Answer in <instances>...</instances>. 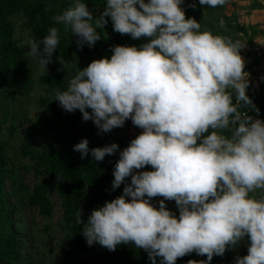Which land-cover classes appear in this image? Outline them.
Wrapping results in <instances>:
<instances>
[{"label":"clouds","instance_id":"9594fccd","mask_svg":"<svg viewBox=\"0 0 264 264\" xmlns=\"http://www.w3.org/2000/svg\"><path fill=\"white\" fill-rule=\"evenodd\" d=\"M227 0H199L216 8ZM184 0H106L99 17L81 0L53 17L70 28L76 46L91 49L110 17L113 30L132 39L149 38L140 47L114 46L110 58L92 61L57 90L53 101L67 113L76 110L99 133L124 126L143 131L119 151L111 190L120 196L92 210L87 222L79 210L76 223L91 246L114 251L134 243L151 264H176L195 252L210 264L246 237L247 255L235 264H264V120L246 94L249 73L241 41L200 31L185 16ZM195 8L196 5H189ZM94 21V23H93ZM58 29L29 39L26 54L45 69L58 49ZM86 109H91V112ZM241 109L246 111L242 112ZM116 143L89 148L85 138L73 146L93 161L117 153ZM150 165L152 171L136 172ZM130 177V183L126 178ZM163 197L157 208L153 197ZM165 200L175 201L176 213Z\"/></svg>","mask_w":264,"mask_h":264},{"label":"trees","instance_id":"16d2710c","mask_svg":"<svg viewBox=\"0 0 264 264\" xmlns=\"http://www.w3.org/2000/svg\"><path fill=\"white\" fill-rule=\"evenodd\" d=\"M229 1L210 8L200 5L199 0H184L181 7L186 19L200 23L201 32L228 37L219 16ZM81 2L97 18L106 0ZM73 4L74 0H0V264H151L148 253L132 242L121 243L114 251L99 243L89 246L80 233L82 225L76 223L80 209L86 223L92 210L122 194L124 184L111 190L114 165L120 148H126L141 131L129 133V119L124 124L125 135L118 128L99 133L91 120H82L79 110L67 113L53 101L55 92L66 90L78 69L83 70L94 60L110 58L114 46L140 47L149 38L119 34L113 30L111 18L105 17L107 23L98 29L101 40L91 49L86 45L78 49L70 28L53 20ZM192 4L196 7L189 6ZM261 4L258 2V7H263ZM223 19L232 27L233 18ZM52 27L58 29L60 43L45 71L26 54L30 50L27 44L29 39H42ZM235 28L242 33L247 29L238 22ZM247 42L253 47L251 40ZM246 57L249 65L244 70L257 87L248 96L260 110L259 115L255 111H248V115L264 120V56L250 51ZM85 138L90 149L112 143L119 149L103 161H93L90 152L81 159L73 146ZM152 170L148 165L134 171ZM25 172H33L36 177L31 188L23 181ZM130 180L126 178L128 183ZM250 195L260 198L264 190L257 189ZM161 200L164 198L157 196L151 202L158 208ZM164 202L178 216L175 201ZM56 238L59 242L54 243ZM249 243L246 237L235 248H227L223 256H213L210 264H233L231 256L238 250L240 257L247 255ZM156 259L159 264L162 258ZM206 259V255L192 252L178 258L176 264Z\"/></svg>","mask_w":264,"mask_h":264},{"label":"rangeland","instance_id":"374dc122","mask_svg":"<svg viewBox=\"0 0 264 264\" xmlns=\"http://www.w3.org/2000/svg\"><path fill=\"white\" fill-rule=\"evenodd\" d=\"M260 2L263 3V7H258L257 3ZM255 3V8L258 10H251L250 13L257 11L255 20L253 19L252 23L258 22L261 27L258 29L256 28H251L247 26V23H250L252 21V17H250L252 14H250L248 11L250 10V6ZM262 6V4H261ZM248 12V13H247ZM255 13V12H254ZM235 14V15H234ZM231 17L233 18L232 22V27L229 22L225 21L223 17ZM254 16V15H253ZM220 18V25L224 29V34L225 36H228L231 38L233 41L236 39L242 40L243 44H245V47L241 49L240 54L245 60V67H247L249 64L248 59H247V53L250 51H254L255 54H264V0H230L226 6V8L223 10L222 15L219 16ZM239 23L240 25L247 27L246 31L244 33L242 32H237V29L235 28L236 23ZM259 25V26H260ZM253 27V26H252ZM229 34V35H228ZM254 43L253 47L248 45L247 41H250ZM263 64V63H262ZM264 67V66H263ZM262 72L264 74V69H262ZM126 126L124 125L121 128H118V132L120 134L125 135L126 134ZM129 133H134V129H138L139 131H143L142 129L136 127L133 125L131 121V126L128 128ZM120 150H123V148H120ZM140 170V169H139ZM138 171V170H137ZM24 172V171H23ZM33 173V172H32ZM31 172H25L22 173L23 181L27 187H33L36 183V177L32 174ZM34 217H38L37 214L34 213ZM30 217H27V220ZM37 225H41L40 221L37 220L36 222ZM59 242V239L56 238L54 243ZM41 251V249H39ZM236 257H240V250L235 252L230 259V262L235 264V259ZM38 258H42V256H38Z\"/></svg>","mask_w":264,"mask_h":264},{"label":"crops","instance_id":"0c3cea01","mask_svg":"<svg viewBox=\"0 0 264 264\" xmlns=\"http://www.w3.org/2000/svg\"><path fill=\"white\" fill-rule=\"evenodd\" d=\"M256 6H255V3H253L249 8H250V10L248 11L249 13H250V11L251 10H258V8L256 9L255 8ZM260 8V7H259ZM261 9V8H260ZM247 12V13H248ZM255 12V13H254ZM253 13L251 12L250 14H252L250 17H252V21H250V23H247V26L248 27H251V28H260L261 27V25L258 23V22H255V23H252L253 22V19L255 20V16H256V12L257 11H254ZM254 15V16H253ZM257 17V16H256ZM260 25V26H259ZM253 26V27H252ZM259 55V54H258ZM259 56H264V54H260ZM247 64H249V60H248V63ZM261 78L263 79V81H264V74H263V72H262V76H261ZM264 196V195H263Z\"/></svg>","mask_w":264,"mask_h":264},{"label":"built area","instance_id":"2783aa9c","mask_svg":"<svg viewBox=\"0 0 264 264\" xmlns=\"http://www.w3.org/2000/svg\"><path fill=\"white\" fill-rule=\"evenodd\" d=\"M249 88L246 91V94L249 95L252 91H256V83L254 81V78L251 77V75H249Z\"/></svg>","mask_w":264,"mask_h":264}]
</instances>
